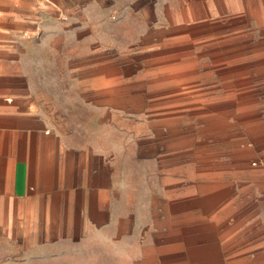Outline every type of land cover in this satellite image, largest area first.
<instances>
[{"label":"crops","instance_id":"1","mask_svg":"<svg viewBox=\"0 0 264 264\" xmlns=\"http://www.w3.org/2000/svg\"><path fill=\"white\" fill-rule=\"evenodd\" d=\"M233 34L264 35V0H0V264H214L198 156L185 170L155 124L105 105L104 66ZM255 146L239 217L264 264V130Z\"/></svg>","mask_w":264,"mask_h":264},{"label":"rangeland","instance_id":"2","mask_svg":"<svg viewBox=\"0 0 264 264\" xmlns=\"http://www.w3.org/2000/svg\"><path fill=\"white\" fill-rule=\"evenodd\" d=\"M221 45L155 51L130 63L124 56L119 64L105 65L104 104L155 124L153 137L178 140V147L170 143L168 149L183 150L185 170L192 168V154L198 156L200 181L215 190L216 233L221 236L214 250H207L214 253V264H249L254 258H243L239 216L248 180L243 170L247 174L256 167V136L264 130V35L233 34ZM112 91L120 96L107 97Z\"/></svg>","mask_w":264,"mask_h":264}]
</instances>
